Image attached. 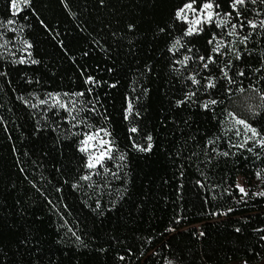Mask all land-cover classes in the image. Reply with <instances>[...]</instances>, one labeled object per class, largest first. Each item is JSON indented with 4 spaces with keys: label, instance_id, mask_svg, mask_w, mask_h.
Segmentation results:
<instances>
[{
    "label": "trees",
    "instance_id": "1",
    "mask_svg": "<svg viewBox=\"0 0 264 264\" xmlns=\"http://www.w3.org/2000/svg\"><path fill=\"white\" fill-rule=\"evenodd\" d=\"M15 1L0 0V264L260 263L264 0Z\"/></svg>",
    "mask_w": 264,
    "mask_h": 264
},
{
    "label": "rangeland",
    "instance_id": "2",
    "mask_svg": "<svg viewBox=\"0 0 264 264\" xmlns=\"http://www.w3.org/2000/svg\"><path fill=\"white\" fill-rule=\"evenodd\" d=\"M14 3L17 5L16 8H13V10H15V11L23 6L22 0H16ZM200 18H202V17H200ZM200 18H197V21H200ZM253 103H254V101H249V100L245 101L244 100L239 105H240L241 109L246 110V109L251 108ZM240 121H243L244 123H240ZM230 122H231V126L229 128V131L232 132V134H234L235 136H238L244 140H248L251 142H256L258 140L256 133L254 135V132H255L254 129L249 125V123L247 121H245V119H243L239 115L232 114ZM238 185L243 187L245 189V192H246V186H245V183H244V180L242 177H239L237 179V186ZM239 190H240V188H239ZM245 192H242V193H245ZM230 264H247V263L246 262H235V263H230ZM258 264H264V259Z\"/></svg>",
    "mask_w": 264,
    "mask_h": 264
},
{
    "label": "snow or ice",
    "instance_id": "3",
    "mask_svg": "<svg viewBox=\"0 0 264 264\" xmlns=\"http://www.w3.org/2000/svg\"><path fill=\"white\" fill-rule=\"evenodd\" d=\"M244 4H245V0H234V2L232 4V7H233V9H236L238 5H241L242 6ZM12 6H13V8H16L17 7V5L15 3H13ZM185 8L191 9L192 8V4L185 5ZM203 8L206 9V10H209L207 12V19H208L209 22H211L212 21V18H213V13L211 11V9L213 8V4L212 3H205L203 5ZM183 11H184V9H181V11L179 13H177V15L180 16L181 13H183ZM194 23H197L198 24L199 21H195ZM221 23H223V21ZM251 26L253 28L256 27V25L254 23ZM261 26L264 27V21L261 22ZM233 28H235V25H233ZM192 32H193V29L190 28L187 34L188 35H191ZM176 43H179V41H177ZM185 59H187V58H185ZM205 67H207V64H205ZM225 75H227V73H225ZM193 82L194 83H198V81H195V79H193ZM212 86H213L212 84H209V87H212ZM212 103H215V101H212ZM205 107H207V105H205ZM129 112H131V106H129ZM240 123H244V122L243 121H240ZM131 131L132 132H136V129L133 128V129H131ZM254 135H255V132H254ZM91 139H93V137L92 136H89L88 137V140H91ZM148 140L151 141V137L150 136L148 137ZM85 143H87V141H85ZM151 147H152V145H151V143H149L146 149L145 148H140L139 150L140 151H150L151 150ZM106 155H107V153L102 152L101 155L96 158V163H99L103 159V157L106 156ZM121 159H123V157H121ZM95 166H96V164L95 163H92L91 162V159H90V162L88 164V167L89 168H93ZM238 187L240 188V191L241 192H245V189L243 187H241L239 185H238ZM261 195H264V193H261Z\"/></svg>",
    "mask_w": 264,
    "mask_h": 264
}]
</instances>
